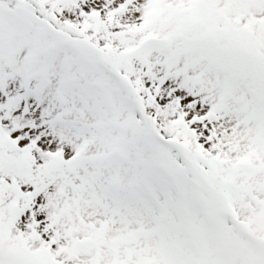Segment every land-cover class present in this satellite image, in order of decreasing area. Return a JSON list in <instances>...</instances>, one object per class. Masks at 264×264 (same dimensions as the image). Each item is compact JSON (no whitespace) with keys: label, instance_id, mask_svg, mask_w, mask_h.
<instances>
[{"label":"snow or ice","instance_id":"snow-or-ice-1","mask_svg":"<svg viewBox=\"0 0 264 264\" xmlns=\"http://www.w3.org/2000/svg\"><path fill=\"white\" fill-rule=\"evenodd\" d=\"M0 264H264V0H0Z\"/></svg>","mask_w":264,"mask_h":264}]
</instances>
